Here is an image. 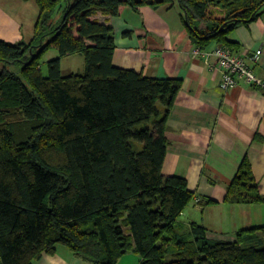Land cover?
<instances>
[{
    "label": "trees",
    "instance_id": "trees-1",
    "mask_svg": "<svg viewBox=\"0 0 264 264\" xmlns=\"http://www.w3.org/2000/svg\"><path fill=\"white\" fill-rule=\"evenodd\" d=\"M35 1L31 39L0 38V264H35L60 247L91 264L130 250L138 264H264V225L226 241L192 222L193 238H180L177 220L195 194L162 166L181 80L114 66V29L92 18L170 3L197 47L233 50L227 35L264 13V0ZM50 48L58 55L45 75ZM76 53L84 71L63 74L61 59ZM225 201L264 204L247 155Z\"/></svg>",
    "mask_w": 264,
    "mask_h": 264
},
{
    "label": "crops",
    "instance_id": "crops-1",
    "mask_svg": "<svg viewBox=\"0 0 264 264\" xmlns=\"http://www.w3.org/2000/svg\"><path fill=\"white\" fill-rule=\"evenodd\" d=\"M38 13L35 0H0V38L12 43L29 41ZM92 18L114 29V66L149 78L181 80L166 121L168 143L162 166L163 175L184 177L195 194L177 220L179 228L185 226L192 239L190 224L194 222L205 227L209 239L236 241L237 231L264 225V204L225 201L227 186L245 155L264 195V88L239 81L222 90L216 58L204 54L218 44L197 47L173 4L125 6L117 16L99 12ZM227 38L248 62L252 53L261 50L259 61L250 64L264 81V13L236 27ZM50 50L57 57V50ZM255 136L262 141H255ZM207 200L212 202L198 204ZM139 260V254L130 250L116 264H138ZM35 264L91 263L60 247L55 254H43Z\"/></svg>",
    "mask_w": 264,
    "mask_h": 264
},
{
    "label": "built area",
    "instance_id": "built-area-1",
    "mask_svg": "<svg viewBox=\"0 0 264 264\" xmlns=\"http://www.w3.org/2000/svg\"><path fill=\"white\" fill-rule=\"evenodd\" d=\"M196 51H198V48ZM204 54L216 58L217 66L221 71L220 87L222 90L236 86L239 81L264 88V81L255 74L250 64V62L257 63L259 61L261 55L260 49L249 56L250 62L239 53L223 45H217L205 51Z\"/></svg>",
    "mask_w": 264,
    "mask_h": 264
},
{
    "label": "rangeland",
    "instance_id": "rangeland-1",
    "mask_svg": "<svg viewBox=\"0 0 264 264\" xmlns=\"http://www.w3.org/2000/svg\"><path fill=\"white\" fill-rule=\"evenodd\" d=\"M54 49V48H53ZM55 52L51 51L50 49L44 54V56L41 58V67L43 74H47L48 68H47V62L53 58H55ZM6 65L3 62H0V70L1 67ZM10 68V66H8ZM61 71L63 74H69V73H82L84 71V59L82 54H73L67 57H63L61 59ZM180 221L181 219L178 218ZM178 232L180 235V238L188 240L189 236L187 233V229L185 226L178 228ZM171 251H177L178 248L176 246L171 247ZM171 255H168L167 259H171ZM176 257V256H175Z\"/></svg>",
    "mask_w": 264,
    "mask_h": 264
}]
</instances>
